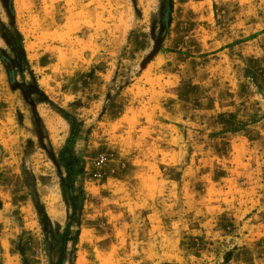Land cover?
<instances>
[{"label": "rangeland", "instance_id": "374dc122", "mask_svg": "<svg viewBox=\"0 0 264 264\" xmlns=\"http://www.w3.org/2000/svg\"><path fill=\"white\" fill-rule=\"evenodd\" d=\"M172 2L0 0V264H264V0Z\"/></svg>", "mask_w": 264, "mask_h": 264}, {"label": "trees", "instance_id": "16d2710c", "mask_svg": "<svg viewBox=\"0 0 264 264\" xmlns=\"http://www.w3.org/2000/svg\"><path fill=\"white\" fill-rule=\"evenodd\" d=\"M172 7H173L172 0H161V6H160L161 30L167 29L169 27V25H170ZM13 52L15 53V56H16V61H15L16 64H14L13 66L16 65L18 67H21L23 65V63H25V60H24V56H23V47H22V44H21L20 37L16 38V44L14 45ZM4 63L6 65V67H7V69H8L9 66H10L9 62L5 61ZM72 167H73V164L71 162L65 166V168H66L68 173H71ZM70 199H71V202H72V204L74 206L75 203H76L75 198H73L71 196ZM76 224L78 225V222H76ZM65 241H66V243L68 242L67 240H65ZM71 242L73 244H75L74 243L75 241L73 239L71 240Z\"/></svg>", "mask_w": 264, "mask_h": 264}, {"label": "water", "instance_id": "95a60500", "mask_svg": "<svg viewBox=\"0 0 264 264\" xmlns=\"http://www.w3.org/2000/svg\"><path fill=\"white\" fill-rule=\"evenodd\" d=\"M160 42H161V40L158 42V45H157V47L155 48L154 52H157V50H158V48H159V45H160ZM154 52H153V54H154ZM153 54H151V56H152ZM151 56H150V57H151ZM148 59H149V58H148ZM148 59H147V60H148ZM147 60H146V61H147ZM12 88H15V86L12 87Z\"/></svg>", "mask_w": 264, "mask_h": 264}]
</instances>
